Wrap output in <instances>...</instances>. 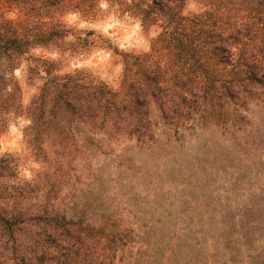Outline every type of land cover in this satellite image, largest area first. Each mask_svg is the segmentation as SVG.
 I'll return each mask as SVG.
<instances>
[{
  "label": "rangeland",
  "instance_id": "rangeland-1",
  "mask_svg": "<svg viewBox=\"0 0 264 264\" xmlns=\"http://www.w3.org/2000/svg\"><path fill=\"white\" fill-rule=\"evenodd\" d=\"M101 9L95 20L64 17L75 32L92 33L94 46L63 60L57 74L76 70L87 83L116 90L118 54L147 52L156 31L114 8ZM198 9L188 3L185 11ZM29 64L13 73L23 107L41 84ZM152 116L159 125L142 144L86 124L34 152L22 132L27 120L0 129V163L12 169L6 182L13 194L4 193L0 204L7 217L21 218L11 241L0 228V264L33 257V214L44 205L80 237L76 264H264V111L238 134L223 132L218 118L212 120L219 126L174 132L156 110Z\"/></svg>",
  "mask_w": 264,
  "mask_h": 264
},
{
  "label": "trees",
  "instance_id": "trees-1",
  "mask_svg": "<svg viewBox=\"0 0 264 264\" xmlns=\"http://www.w3.org/2000/svg\"><path fill=\"white\" fill-rule=\"evenodd\" d=\"M188 3L198 11L186 12ZM102 4L156 31L147 52L118 54L122 75L116 90L87 83L76 70L57 74L63 60L94 46L92 33L82 36L64 17L95 20ZM37 50L53 56L34 57ZM23 62H31L29 75L41 80L25 107L13 79ZM154 110L174 132L219 126V120L223 132L247 130L255 113L264 111V0H0V129L16 118L27 120L22 132L34 152L86 124L142 144L159 125ZM11 170L0 163V200L11 191ZM45 206L33 214L27 264H76L80 237ZM9 214L0 204V228L11 241L21 218Z\"/></svg>",
  "mask_w": 264,
  "mask_h": 264
}]
</instances>
